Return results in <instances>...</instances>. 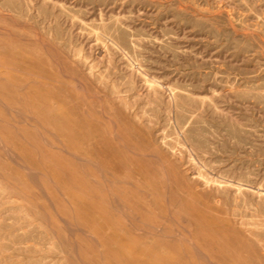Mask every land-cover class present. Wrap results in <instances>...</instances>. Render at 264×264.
<instances>
[{"label":"rangeland","instance_id":"rangeland-1","mask_svg":"<svg viewBox=\"0 0 264 264\" xmlns=\"http://www.w3.org/2000/svg\"><path fill=\"white\" fill-rule=\"evenodd\" d=\"M0 40V264H264V0H0Z\"/></svg>","mask_w":264,"mask_h":264},{"label":"bare ground","instance_id":"bare-ground-1","mask_svg":"<svg viewBox=\"0 0 264 264\" xmlns=\"http://www.w3.org/2000/svg\"><path fill=\"white\" fill-rule=\"evenodd\" d=\"M5 47H6V45H4L3 43H2V41L0 40V76H4V78L6 77H8V76H10V77H13V78H18L19 79V77L17 76V73H15V72H17L18 71V66L20 67V64L18 63H15V61L13 60V58L12 57H8L7 55H6V52H7V50L6 51H4L3 49H5ZM6 55V56H4V55ZM16 70V71H15ZM14 71V72H13ZM12 85H14L13 87L14 88H18L19 89V91H22V88H23V85L20 87L19 85H17V84H12ZM3 87V84H2V86H1V88ZM34 89V88H33ZM17 90V89H16ZM0 91H1V89H0ZM18 91V90H17ZM29 91H30V89H29ZM35 91V90H34ZM23 92V91H22ZM36 92V91H35ZM25 94H27V93H25ZM21 99H22V101H23V103H27V101H26V99H27V95H26V99L24 98L25 97V95H22V93H21ZM32 97V96H31ZM13 99L14 98H10V100H12L13 101ZM15 100V99H14ZM47 101V100H46ZM14 102H17V103H20V102H18V100L16 101H14ZM28 102H29V95H28ZM50 103V102H49ZM23 105V104H22ZM51 106H52V104H51ZM54 107H56V106H54ZM58 108H59V106H57ZM57 109V108H56ZM60 109L61 108H59L58 110L60 111ZM55 110V109H54ZM54 110H52V109H49L48 108V106H45L44 105V112H47L48 114H47V117H46V119L47 120H49L50 122H54L55 120H56V118L57 117H61V115H59L60 114V112H57L56 110V112L54 111ZM63 114V113H62ZM20 117V116H19ZM22 118V117H21ZM19 119V118H18ZM16 121H18V120H16ZM17 123H20V122H17ZM121 250H123V248H121ZM123 253V252H122ZM119 254V253H118ZM121 255V254H120ZM125 255V254H124ZM133 263H135V262H133ZM133 263H131V264H133Z\"/></svg>","mask_w":264,"mask_h":264}]
</instances>
